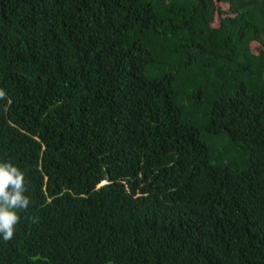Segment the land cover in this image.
I'll list each match as a JSON object with an SVG mask.
<instances>
[{
    "label": "trees",
    "instance_id": "obj_1",
    "mask_svg": "<svg viewBox=\"0 0 264 264\" xmlns=\"http://www.w3.org/2000/svg\"><path fill=\"white\" fill-rule=\"evenodd\" d=\"M0 90V264H264V0H0Z\"/></svg>",
    "mask_w": 264,
    "mask_h": 264
},
{
    "label": "clouds",
    "instance_id": "obj_2",
    "mask_svg": "<svg viewBox=\"0 0 264 264\" xmlns=\"http://www.w3.org/2000/svg\"><path fill=\"white\" fill-rule=\"evenodd\" d=\"M4 95L0 90V97ZM30 202L25 173L14 162L0 160V239L12 238L19 211L27 209Z\"/></svg>",
    "mask_w": 264,
    "mask_h": 264
}]
</instances>
